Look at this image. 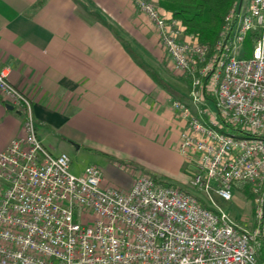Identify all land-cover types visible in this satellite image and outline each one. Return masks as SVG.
Here are the masks:
<instances>
[{
  "label": "built area",
  "instance_id": "2783aa9c",
  "mask_svg": "<svg viewBox=\"0 0 264 264\" xmlns=\"http://www.w3.org/2000/svg\"><path fill=\"white\" fill-rule=\"evenodd\" d=\"M131 2L187 80V99L171 100L182 122L174 148L197 168L196 191L145 172L125 188L106 184L97 165L72 172L65 151L42 145L30 98L0 68V98L22 114L0 150V264H264V0L233 4L212 46L157 0ZM245 185L251 227L216 201Z\"/></svg>",
  "mask_w": 264,
  "mask_h": 264
},
{
  "label": "crops",
  "instance_id": "0c3cea01",
  "mask_svg": "<svg viewBox=\"0 0 264 264\" xmlns=\"http://www.w3.org/2000/svg\"><path fill=\"white\" fill-rule=\"evenodd\" d=\"M163 56L131 0H0V68L30 98L51 153L70 141L106 147L118 134L149 144L139 136L149 130L175 142L182 122L171 100L188 96L155 82L149 62ZM5 104L0 98V150L22 127L21 112Z\"/></svg>",
  "mask_w": 264,
  "mask_h": 264
},
{
  "label": "rangeland",
  "instance_id": "374dc122",
  "mask_svg": "<svg viewBox=\"0 0 264 264\" xmlns=\"http://www.w3.org/2000/svg\"><path fill=\"white\" fill-rule=\"evenodd\" d=\"M246 1L243 0L242 9L246 6ZM245 49L248 50L246 46ZM149 64L154 74L163 81L159 85L163 92L170 93L172 97L179 95L180 92L183 95L187 94L188 85L185 77L172 68L166 53L158 65L153 61ZM209 102V112L216 117V108L211 101ZM139 136L144 141L147 139L149 144H143L137 140H122L119 134L118 139L115 140L113 137L106 147L103 145L95 148L89 144L81 145L70 141L65 150L70 159L69 169L79 173L86 165H97L103 171V181L106 184L121 188L128 185L136 174L145 172L153 177L170 180L188 191H196L190 184V180L197 168L174 148L173 141H164L160 138L158 131L152 130ZM216 201L235 223L245 227L253 225L252 197L243 191H233L231 199L224 200L216 197Z\"/></svg>",
  "mask_w": 264,
  "mask_h": 264
},
{
  "label": "trees",
  "instance_id": "16d2710c",
  "mask_svg": "<svg viewBox=\"0 0 264 264\" xmlns=\"http://www.w3.org/2000/svg\"><path fill=\"white\" fill-rule=\"evenodd\" d=\"M239 0H157V4L171 15L181 21L188 34L197 37L202 44L212 46L219 37V32L224 23V16ZM244 45L248 48L245 54H249L252 45L250 36H247ZM155 82H163L161 78L153 74ZM214 103V99L210 97ZM164 183L174 184L170 180L157 178ZM241 191L252 197L249 186L245 185ZM258 260H264V245L259 244L257 249Z\"/></svg>",
  "mask_w": 264,
  "mask_h": 264
},
{
  "label": "water",
  "instance_id": "95a60500",
  "mask_svg": "<svg viewBox=\"0 0 264 264\" xmlns=\"http://www.w3.org/2000/svg\"><path fill=\"white\" fill-rule=\"evenodd\" d=\"M5 106L7 107V108H12V105L11 104H5Z\"/></svg>",
  "mask_w": 264,
  "mask_h": 264
}]
</instances>
